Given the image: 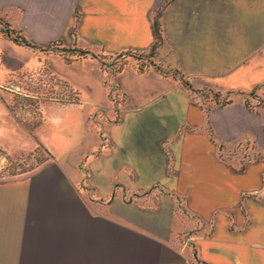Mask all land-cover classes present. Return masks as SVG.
I'll use <instances>...</instances> for the list:
<instances>
[{"label": "crops", "instance_id": "obj_1", "mask_svg": "<svg viewBox=\"0 0 264 264\" xmlns=\"http://www.w3.org/2000/svg\"><path fill=\"white\" fill-rule=\"evenodd\" d=\"M157 10L116 114L101 60L149 50ZM42 68L78 100L42 103L34 134L3 100L10 140L50 158L0 177V264H264V0H0V85Z\"/></svg>", "mask_w": 264, "mask_h": 264}, {"label": "rangeland", "instance_id": "obj_2", "mask_svg": "<svg viewBox=\"0 0 264 264\" xmlns=\"http://www.w3.org/2000/svg\"><path fill=\"white\" fill-rule=\"evenodd\" d=\"M158 11L154 13L153 20ZM7 29L8 27L6 26L5 31ZM51 45H48L45 49L51 48ZM82 55L95 56L89 51H84ZM152 60L150 49L145 51L131 50L107 56L104 61L101 60L103 63H101L103 79L111 66V69H114L119 74L128 66L137 70H144ZM18 87L20 88L19 91ZM109 99L111 109H114L116 114L120 112L121 106L113 102L112 94H109ZM120 99L124 102L125 98L120 97ZM3 100L9 104L16 117L27 127L30 133L34 134L35 128L42 121V103L45 101H77L76 92L65 81L51 74L47 68L12 75L4 86L0 85V177H9L23 171L41 168L44 162L50 158L48 149L41 143L33 148L26 147L27 144L25 142L29 140L24 132L19 133L18 141L10 140V133L3 131ZM3 142H9L11 147L17 150L16 154H9L4 149ZM23 143L24 145H22ZM135 195L139 201L147 205H154L153 202L157 198L153 190L142 191ZM189 231L190 228H186L183 233L188 234Z\"/></svg>", "mask_w": 264, "mask_h": 264}, {"label": "trees", "instance_id": "obj_3", "mask_svg": "<svg viewBox=\"0 0 264 264\" xmlns=\"http://www.w3.org/2000/svg\"><path fill=\"white\" fill-rule=\"evenodd\" d=\"M160 13L161 12L159 10L157 12V14L155 15V17H154V24L153 25H154L155 40H154L153 45L150 48V55L151 56L154 55L156 49L159 47V45L162 42V27H161V22H160ZM6 25H5V27H6ZM76 30H77V25L74 28V32L75 33H76ZM7 33L9 35H11L16 42L25 43V44L31 46V44L22 35H20L19 33H16L14 30L8 28L7 29ZM82 53H84V51ZM185 84L187 86L191 87V85L188 82H186V81H185ZM232 93L233 92H228L226 95L223 96V95H221L220 92H214V91H211V92H208V93L204 92L206 97H209V98L212 97L217 103H221V102L228 103L230 101V95Z\"/></svg>", "mask_w": 264, "mask_h": 264}, {"label": "built area", "instance_id": "obj_4", "mask_svg": "<svg viewBox=\"0 0 264 264\" xmlns=\"http://www.w3.org/2000/svg\"><path fill=\"white\" fill-rule=\"evenodd\" d=\"M112 67V66H111ZM109 67V71L107 74L104 75V83L108 89L109 94H112L113 102L117 103L119 106H121V103L123 102L120 97H124L123 93L121 92L120 85L117 81V76L119 75L114 69H111ZM19 91V87L17 88ZM257 193V192H256Z\"/></svg>", "mask_w": 264, "mask_h": 264}]
</instances>
